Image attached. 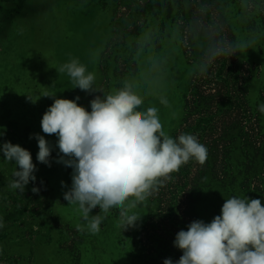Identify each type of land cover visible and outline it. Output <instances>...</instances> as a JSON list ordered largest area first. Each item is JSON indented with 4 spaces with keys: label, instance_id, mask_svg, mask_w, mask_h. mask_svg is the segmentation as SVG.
Here are the masks:
<instances>
[{
    "label": "rangeland",
    "instance_id": "obj_1",
    "mask_svg": "<svg viewBox=\"0 0 264 264\" xmlns=\"http://www.w3.org/2000/svg\"><path fill=\"white\" fill-rule=\"evenodd\" d=\"M72 59L95 74L98 92L57 72ZM125 83L143 98L139 111L157 108L167 134L195 135L208 156L190 159L135 209V228L121 233L112 210L92 234L64 199L73 169L56 162L58 137L42 131L54 98L41 95L79 96L90 112L92 99ZM261 104L264 0H0V144L27 149L38 169L23 193L13 190L18 166L0 151V264H175L176 234L210 223L225 199L264 206ZM34 134L52 146L50 167L37 161Z\"/></svg>",
    "mask_w": 264,
    "mask_h": 264
},
{
    "label": "clouds",
    "instance_id": "obj_2",
    "mask_svg": "<svg viewBox=\"0 0 264 264\" xmlns=\"http://www.w3.org/2000/svg\"><path fill=\"white\" fill-rule=\"evenodd\" d=\"M236 51L232 49L229 54ZM56 70L66 72L74 88L98 92L94 88L95 74L78 59ZM41 96L54 98L42 116L41 128L43 133L58 137L56 162L73 169L71 188L64 199L68 206H77L84 222L77 225L81 231L99 232L112 210L118 211L115 227L121 233L135 228L141 214L134 210L173 172L190 159L200 165L207 160L208 149L195 135L180 134L173 139L164 131L157 108L139 111L143 98L128 83L92 99L90 112L77 103L79 96L74 100L55 98L49 92ZM39 98L27 96L32 103ZM259 111L264 114V104L259 105ZM34 135L39 148L37 161L50 167L52 146L44 136ZM0 151L6 161L18 166L9 187L23 193L29 181L36 180L34 172L38 170L30 151L10 141L0 144ZM61 184L64 186L63 181ZM31 191L38 193L39 188ZM97 208L99 213L92 215ZM174 246L183 253L175 264H264V206L260 199L246 196L225 199L221 215L210 223L191 222L186 231L176 234ZM163 264L173 261L167 258Z\"/></svg>",
    "mask_w": 264,
    "mask_h": 264
}]
</instances>
